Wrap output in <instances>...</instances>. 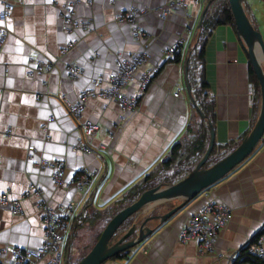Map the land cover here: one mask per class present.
<instances>
[{
	"label": "crops",
	"instance_id": "obj_1",
	"mask_svg": "<svg viewBox=\"0 0 264 264\" xmlns=\"http://www.w3.org/2000/svg\"><path fill=\"white\" fill-rule=\"evenodd\" d=\"M74 1L17 0L4 22L7 38L0 50V196L20 199L22 211L15 216L8 204L0 203V249H35L42 243L43 225L30 184L42 189L52 207L75 202L71 220L88 201L94 208H104L166 157L171 145L183 137L190 118L198 119L186 87L185 56L183 61L173 62L166 60L172 56L166 57L164 50L182 37L181 54L187 53L193 39L191 30L197 26L204 2L187 0V12L170 10L164 20L160 14L167 0L82 2L74 7L78 24L67 32L59 12L62 4ZM129 4L143 12L138 19L142 28L138 36L133 23L115 18ZM142 49L147 56L124 88L125 93L140 95L137 109L121 116L118 103L88 99L83 119L96 122L98 129L84 140L90 151L75 152L73 147L81 133L67 114L63 99L74 100L80 90L95 87L96 81L114 67L116 55L128 56ZM62 50L65 53L61 54ZM47 62H53L51 72L27 75L38 63ZM71 64L81 69L75 79L69 77ZM158 67L139 93L140 73L146 69L155 72ZM204 69L206 99L213 102L214 143L217 147L237 145L252 127L258 105L253 95L250 98L247 94L252 83L250 65L231 25L216 26L207 38ZM28 145L34 151L28 152ZM41 159L62 161L65 183L75 180L76 172L84 168L89 169L91 180L84 186H56L48 168L39 170L37 162ZM208 200L231 209L216 242L217 255L200 253L194 240L182 243L178 239L179 230ZM263 224L262 137L243 162L157 225L126 257L105 264H226L227 256Z\"/></svg>",
	"mask_w": 264,
	"mask_h": 264
},
{
	"label": "built area",
	"instance_id": "obj_2",
	"mask_svg": "<svg viewBox=\"0 0 264 264\" xmlns=\"http://www.w3.org/2000/svg\"><path fill=\"white\" fill-rule=\"evenodd\" d=\"M201 4L207 0H196ZM17 0H0V50L7 38V30L4 22L13 12ZM86 2L90 4L92 0H75L72 3L61 5L59 16L67 32L72 31L77 26V18L74 7L78 3ZM113 3L114 0H111ZM180 8L187 12V0H167L162 9L160 18H167L170 10ZM142 10L134 4H129L125 11L116 15L118 22H130L134 24V32L138 36L142 33V28L138 25V19L142 15ZM87 24L83 23V25ZM185 38L179 37L177 41L164 50L165 56H173L178 49L181 51ZM65 50L61 51V54ZM147 53L145 49L135 51L128 56L116 55L115 65L104 76L96 81V86L80 90L76 99H63L64 108L69 117L74 121L81 136L73 150L77 153H86L90 151L84 140L92 136L98 129L97 123L91 120L83 119L86 102L90 98H100L104 101L116 102L120 105L121 116L127 113H133L136 109L137 98L140 95L125 93L124 88L131 80L133 75L140 69ZM53 62L38 63L35 67L27 71L28 76L35 73L51 72ZM69 77L75 79L81 74V69L76 64L68 67ZM154 71L152 69L143 70L138 77V92L149 83ZM254 93L253 84L248 85L247 94L250 98ZM179 91L174 93L175 96ZM28 152L34 151L32 145H28ZM39 170L48 168L51 181L60 186L87 185L90 180V171L87 168L81 170V173L67 183L64 182L65 165L62 161H44L37 162ZM30 195L35 198V207L40 212L43 225L42 243L35 249L12 247L0 249V264H65L64 237L69 227L70 218L76 208V203H68L50 206L45 199L42 189L35 184H30ZM0 203L8 204L9 210L13 215H19L22 211L20 199H11L7 195L0 196ZM231 216V209L215 200H208L202 204L197 211L192 214L188 222L179 230L178 239L184 243L188 240L197 242L200 253H209L217 255L216 242L221 229L227 224ZM264 228V224L261 229ZM260 229V230H261ZM245 250L243 258L239 257L240 250ZM226 264H264V235H259L255 239L249 237L243 245L227 256Z\"/></svg>",
	"mask_w": 264,
	"mask_h": 264
},
{
	"label": "water",
	"instance_id": "obj_3",
	"mask_svg": "<svg viewBox=\"0 0 264 264\" xmlns=\"http://www.w3.org/2000/svg\"><path fill=\"white\" fill-rule=\"evenodd\" d=\"M209 2L210 0H207L202 10L201 16L197 22V27L201 25L204 12ZM227 2L233 17L235 32L258 82L259 106L252 127L231 152L212 165L202 167L214 145V127L211 122H208V146L193 169L183 179L175 183H161L145 190L135 201L119 210L107 221L92 248L75 264H102L104 261L116 256L120 252L134 248L145 240L154 231L157 225L166 221L198 193L219 181L237 165L243 162L254 152L262 139L264 135V41L260 32L247 17L244 1L227 0ZM258 54H260V61L258 60ZM186 70L187 68L185 65V76ZM186 87L187 91H190L188 84H186ZM203 116L206 117L205 115ZM171 200H178L179 202L163 214L145 217L143 221L140 222L139 226L137 224V228L135 223L131 224L122 236L114 244L109 246L111 238L127 218L135 213L138 214L144 206H151ZM154 221V227L151 225L146 226V223L154 224ZM134 233L135 236L128 239ZM65 264H68L67 255L65 257Z\"/></svg>",
	"mask_w": 264,
	"mask_h": 264
},
{
	"label": "trees",
	"instance_id": "obj_4",
	"mask_svg": "<svg viewBox=\"0 0 264 264\" xmlns=\"http://www.w3.org/2000/svg\"><path fill=\"white\" fill-rule=\"evenodd\" d=\"M221 24H229L234 28L233 17L228 2L227 0H210L207 9L204 12L201 25L199 27L196 26L195 28L192 43L188 47L187 53H184L185 55L181 54V51L176 49V51L173 53V56L166 59L173 62H179L183 61V56H185L184 67L186 65L187 68L185 76L186 84H188L190 87L189 95L191 98V106L192 110L198 117L197 122L195 119L190 118L185 128L183 137L181 140L171 145L166 157L161 162L157 163L153 168H151L150 171L145 173L141 178L137 179L117 200L105 205V207L99 209V211H92L90 214L86 213V211L89 209V207H94L91 206L90 201H88L89 203L86 202L87 204L84 205L80 213L73 217L74 220L73 218L71 220V222L73 221L74 223H71L72 231L69 234L70 236H72L75 232V227L78 225V221L80 224H90L93 222V220H95L96 224L101 222L102 226H105L107 221L113 215H115L123 207L135 201L142 192L161 183H175L183 179L201 159L208 146V122H211L213 125L214 117L212 113L213 102L206 99L207 82L205 80L204 50L206 40L211 34L212 30ZM158 69L159 67L153 73L151 78L155 75ZM250 74L254 87L253 97L254 100H256V105L259 106V87L251 66ZM139 99L140 96L137 98V102ZM235 146L236 145H234V147ZM233 148H231L229 151H231ZM223 149H229L228 145L217 147L214 143L210 155L202 167H208L212 165L214 162L218 161L229 152L228 151L227 153L223 154ZM80 173L81 170H78L75 174V177H77ZM136 215L137 213L127 218L117 229L114 236L121 230L127 229L131 225V222ZM261 234L264 235V228L259 230L253 236V238L255 239ZM99 235L100 233L97 234V237H99ZM130 250H124L116 256L109 258L108 260L122 259L128 255ZM244 255L245 250L242 249L239 252L238 258H243Z\"/></svg>",
	"mask_w": 264,
	"mask_h": 264
},
{
	"label": "rangeland",
	"instance_id": "obj_5",
	"mask_svg": "<svg viewBox=\"0 0 264 264\" xmlns=\"http://www.w3.org/2000/svg\"><path fill=\"white\" fill-rule=\"evenodd\" d=\"M243 1H244V7H245V12L247 14V17L254 24L256 29L260 32L262 39L264 41V0H243ZM194 31H195V29L191 30V36L193 35ZM184 43H185V41H184ZM184 43H183V45H184ZM136 104L138 105V102ZM137 105H136V109H137ZM263 138H264V135H263ZM233 146L234 145H228L229 149H223V151H224L223 154L227 153L231 148H233ZM231 151H229V152H231ZM178 202H179L178 200L177 201L171 200V201H165L162 203L154 204L151 206H144L138 212V214L136 216H134L131 224L135 223L136 224L135 226L137 228V224L139 226L140 222H142L145 217L163 214L167 207H169L170 205H173V204L176 205V204H178ZM95 210L99 211V209H97V208H90L89 207V209L86 211V213L90 214L92 211H95ZM71 223H74V222L72 221ZM71 223L69 224V227L66 230L67 235L65 237V245H64L65 250H66V254H67L68 264L77 263L84 255H86V253L92 248L94 243L97 241V238H98L97 234L101 233V231L104 228V226H102L101 222L100 223L97 222L98 224H96L95 220H93V222L90 224L89 223L88 224H80L78 221L77 222L78 225H76V227H75V232L73 233L72 236H70L69 234L72 231V224ZM147 225L152 226L153 224L152 223H150V224L146 223V226ZM126 230L127 229L121 230L115 236H113L109 242V246L114 244L122 236V234ZM133 236H135V233L133 235H131L128 239L133 238ZM107 262L108 261L106 260L102 264H105Z\"/></svg>",
	"mask_w": 264,
	"mask_h": 264
},
{
	"label": "bare ground",
	"instance_id": "obj_6",
	"mask_svg": "<svg viewBox=\"0 0 264 264\" xmlns=\"http://www.w3.org/2000/svg\"><path fill=\"white\" fill-rule=\"evenodd\" d=\"M10 15H11V14H10ZM10 15H9V16H10ZM9 16H8V17H9ZM258 56H259V57H258V60L260 61V54H258ZM147 206H149V205H147Z\"/></svg>",
	"mask_w": 264,
	"mask_h": 264
},
{
	"label": "flooded vegetation",
	"instance_id": "obj_7",
	"mask_svg": "<svg viewBox=\"0 0 264 264\" xmlns=\"http://www.w3.org/2000/svg\"><path fill=\"white\" fill-rule=\"evenodd\" d=\"M66 255V254H65Z\"/></svg>",
	"mask_w": 264,
	"mask_h": 264
}]
</instances>
